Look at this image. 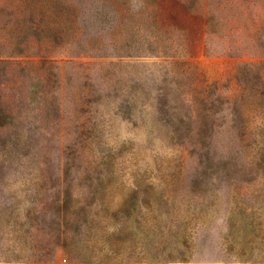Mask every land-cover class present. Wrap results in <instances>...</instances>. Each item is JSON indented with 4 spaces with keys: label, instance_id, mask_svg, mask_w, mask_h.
Instances as JSON below:
<instances>
[{
    "label": "rangeland",
    "instance_id": "1",
    "mask_svg": "<svg viewBox=\"0 0 264 264\" xmlns=\"http://www.w3.org/2000/svg\"><path fill=\"white\" fill-rule=\"evenodd\" d=\"M23 1L0 0V264H264V0L213 23L69 0L50 44L32 7L57 0Z\"/></svg>",
    "mask_w": 264,
    "mask_h": 264
},
{
    "label": "trees",
    "instance_id": "2",
    "mask_svg": "<svg viewBox=\"0 0 264 264\" xmlns=\"http://www.w3.org/2000/svg\"><path fill=\"white\" fill-rule=\"evenodd\" d=\"M148 4H157L159 0H145ZM183 5H185L190 10L194 11H204V14L207 18L208 23H213L216 18L222 17L224 13H227L231 16H236L239 13H243V11H237L234 10V6H240L235 5L233 2L229 3V1L225 4H221L215 0H178ZM20 3L25 4V1L19 0ZM51 4H47L46 8L38 7L33 8V10H37L39 13H49L48 14V20L47 24H45V29H47V32L43 35L44 42H52L53 38L55 37H61L64 36L68 30L69 25L73 23L74 18L77 16V8L78 4L76 2H71L69 0H57L54 4L50 2ZM29 4H25V8L23 10L24 14L25 11H27ZM234 5V6H232ZM114 13L121 16L122 18H125L127 14L130 13L129 7H127L125 4L123 6H116ZM53 15V16H52ZM53 17L56 19V23L53 22ZM123 27V26H122ZM115 28V29H121ZM212 27H209V30H212ZM213 32V31H212ZM13 111L10 109H5L2 107V104H0V126H6L7 124H11V122L8 120L12 118Z\"/></svg>",
    "mask_w": 264,
    "mask_h": 264
}]
</instances>
